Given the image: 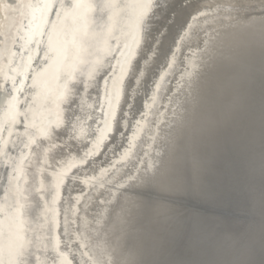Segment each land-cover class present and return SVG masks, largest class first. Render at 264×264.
<instances>
[{"label":"water","instance_id":"1","mask_svg":"<svg viewBox=\"0 0 264 264\" xmlns=\"http://www.w3.org/2000/svg\"><path fill=\"white\" fill-rule=\"evenodd\" d=\"M176 1L170 0L164 8L168 9ZM124 11L118 8L117 14L114 9L100 10V7L89 5L88 12H83L77 19L78 25L74 26L78 40L71 50L73 61L68 76L61 75L67 61L63 56L56 58L52 69L51 77H61L62 85L45 110L47 118L42 135H51L53 131H60L62 135L57 144L45 145L44 163L49 161V157L57 148H61L62 152L57 156L58 159H55L56 163L52 164L51 172L42 177L38 175L37 186H48L46 205L54 215H57L62 191L66 190L67 186H79L83 195L91 186H104V180L110 176V186H116L118 193L110 192L106 203H112L117 195L119 197L127 186L122 185V179L126 178V173H130L129 170H134H125L121 164L133 157L141 138H144L145 142V146L142 149L140 147L141 159L148 161L157 157L155 130L147 129V117L153 106V99L164 84L172 88L171 96L181 90L185 72L179 70V67L173 70L178 50L169 49V53L164 57L160 51L164 30L168 32L169 27L171 29L169 20L158 34L160 43L156 44V38L154 39L146 62L141 64L142 72L136 77L135 83L133 82L131 96L128 97L129 76L135 68L139 53V46L135 41L140 39V28L135 16V23L131 25L133 28L127 35L130 18ZM167 11L162 13L167 15ZM117 30V61L109 66L110 70L107 69L105 79L97 85V95L103 91L104 97L99 109L92 111L91 103L85 101L89 100L93 81L101 72L98 71L102 67V54L107 53L110 40L115 38ZM54 33L52 30L50 35ZM51 36L46 40L49 38L50 41ZM48 44L51 46V42ZM129 59L131 64L128 63ZM158 60L160 61L156 65ZM220 63L218 69L221 72L233 74L238 78L241 86L238 98L234 93H230L220 99H212V104L207 107L205 105L206 111H200L197 107L188 119H185L184 104L181 101L177 103L180 106L177 118L179 117L178 122L181 124L178 137L180 159L186 169L184 180L190 185V173H194L199 175L200 181L192 190L189 187V190H175L169 193L184 198L174 204L181 213L175 222L178 225L176 230L161 229V236H157L156 228L151 224L152 229L147 233L152 248L151 260L154 261L165 252L158 264H264V215L261 220L254 215L264 213V177L258 175V168H262L264 164V133L260 119L254 121L247 117V112L252 113L253 107L262 104L264 55L257 53L235 62ZM173 77L175 87L174 83L170 82ZM77 87L78 91L73 96ZM0 89L1 103L8 91ZM72 99L70 106L68 102ZM171 100L170 96H166L163 104H168ZM127 101L128 104L124 105ZM217 117L222 118L218 126L214 123ZM114 128L115 131L118 128V133L114 141L104 147L105 150L101 153L102 163L91 164L86 170L77 168L83 165L86 158L101 152L102 143L108 139L104 138V134L112 135ZM136 166L143 167L141 163ZM209 186H212L211 193L230 189V195L233 196V202H228L227 207H222L221 217L227 219L232 210L237 214L241 210L243 213L239 215H245L232 220L230 232L220 236H209L200 229L201 220L198 213L203 207V201L208 202V195L204 196L202 192ZM11 192L8 189L6 197L4 196L6 201L0 207L1 217L6 209L12 206ZM82 195L71 199V217L68 215L69 211L66 210L65 216L63 211H60V228H53L46 242L42 243L47 251L35 264H81L82 259H88L89 256L97 258L92 250L93 241H90L94 222L85 214L88 208L82 200ZM255 198L257 202H254ZM251 206L254 214L249 211ZM203 209L206 210L204 207ZM101 210L104 215L106 210ZM6 213L5 219H0V264H20L27 245L29 220L25 212L17 207ZM128 219L129 228L135 230L130 234L131 243L134 244L136 239L142 240L141 232L147 224L146 217L133 215ZM71 228L75 241V244L72 242V247L75 248L77 243L78 251L72 252L69 249L66 252L61 250L65 244L61 242L58 233L62 236L70 234ZM82 253L86 255L82 257Z\"/></svg>","mask_w":264,"mask_h":264},{"label":"bare ground","instance_id":"2","mask_svg":"<svg viewBox=\"0 0 264 264\" xmlns=\"http://www.w3.org/2000/svg\"><path fill=\"white\" fill-rule=\"evenodd\" d=\"M169 1L157 0V6L154 5L151 9H147L143 20L140 18L145 13L144 8L124 9V12L130 18L127 35L129 30H132L133 27L131 25L133 26L135 16H137L141 40L135 68L132 71L133 73L130 71V74L129 72L130 82L127 86V92L130 91L128 95L130 97L132 84L133 82L135 83L138 74L142 72L143 66L141 67V64L146 62L154 39L173 17V13H177L176 21H179L192 8H195L197 3L204 5V7L200 8V11L211 14L207 17L209 23H205L204 17L197 16L196 21L190 19L189 23L192 24V27L188 28L185 25L187 35L183 40L176 33L175 23H170L171 29L169 27L168 32L164 30L162 50H160L162 51V56H166L169 53V49H177L178 54L174 59L173 70L179 67V70L185 72V76L182 79L181 90L179 92L176 91L173 96L170 95L172 88L168 85L164 84L159 89L158 95L156 94L153 99V106L147 117V129L155 130L156 151L163 155V149L167 147L170 152L180 158L178 137L181 124L178 122L179 117L177 118L180 107L177 103L181 101L185 106L186 98H188L189 93L193 91L197 83L199 84L200 98L196 108L199 107L200 111H206V107L212 104L210 102L212 99H220L230 93H234L238 98V94L241 92L238 78L233 74L221 72L218 66L221 64L220 62H235L257 53L264 55V44H262L259 28L260 0H229L232 4V9H228V3H224L222 8L217 9L218 0H177L168 9H165L164 7L167 6ZM124 2H134V0H122L121 3ZM141 2L146 3L147 0H141ZM5 3L30 4L31 7H20L16 10H11L3 7ZM101 3L102 0H0V88L8 91L0 103V207L5 203L6 199L4 196L6 197V192L10 189L12 191V206L8 207L6 212L12 211L14 207H17L19 210H23L28 217V240L20 264H35L43 256L47 248L45 249V245L43 247L42 243L46 242L53 232V228H60V211H63L64 216L66 210L69 211L68 215L71 217L72 211L69 207L73 201L71 199L82 195L79 186H67L66 190L62 191L57 215H54L50 211L49 206L46 205L48 186H37V177L38 175L42 177L47 172H51L52 164L56 163L55 159H58L57 156L62 152L61 148H57L55 153L49 157V161L44 163L43 150L45 145L57 144L60 142L62 135L60 131H53L51 135H42L47 118L45 110L48 109L51 99L61 89L62 85L61 77H51L56 58L61 56L66 58L67 61L64 64L61 75L68 76L73 61V51L71 50L78 40L74 27L78 25L77 19L83 12H88L89 5L96 8L100 7ZM61 4L65 6L62 8ZM71 4L79 6L68 8ZM208 4H211L210 8L206 7ZM111 9L116 10L118 14V8ZM164 10H168L166 12L167 15L162 13ZM225 10H230L233 16L236 15L237 11L252 13L254 23L249 25L250 32L242 37L234 33L225 32L224 29L227 28L230 22L225 17ZM125 13L124 15H126ZM192 14L196 15V13ZM212 16H215L216 20H213ZM217 21H223V24ZM52 30L55 33L51 36ZM183 32L184 30H181V34ZM197 32H199L201 37L207 32L211 38L208 53L216 61L211 72L205 68L206 56L200 53L197 48L195 39V33ZM117 34L118 30L114 34L115 38L112 41L110 40L106 50L107 53L102 54V63H100L102 67L98 71L101 72L97 75L96 80L93 81V89L89 100L85 101L91 103L93 106L92 111L99 109L101 99L104 97L103 91L100 92L99 96L97 95V85L105 79L108 72L107 69L110 70L109 66L117 61ZM50 36L52 37L50 41L49 38L46 40ZM174 39L179 43H174ZM47 41L51 42V46ZM199 47L204 48L202 40ZM193 52L196 53L195 56L192 55ZM159 61H156V65H158ZM146 64L145 66L147 67ZM173 78L170 82L174 83L175 87V77ZM77 91L78 87L73 96L76 95ZM166 96H170L172 100L168 104H163ZM238 100L240 101V99ZM72 101L73 99L68 102L70 106ZM125 104L127 105L128 101ZM166 106L168 107L166 108ZM195 109L191 114H194ZM247 117L249 120L253 119L254 121L260 119L262 123V104L253 107L252 113L247 112ZM98 118L99 116L97 115L96 119ZM33 120L36 121L33 122ZM115 128L112 135L104 134V138L108 139L102 143L101 152L90 156L88 159L86 158L83 165L77 168L86 170L91 164L102 163L101 153L105 150L104 147L114 141L118 133V128L116 131ZM143 146H145V142L144 138H141L133 157L130 160L126 159L121 164L125 170H127L126 168H134L140 163L139 161L142 158L140 147L142 149ZM263 167L258 168L259 177H264ZM116 168H118V165ZM109 178L110 176L104 180V186H91L81 196L86 208H88L85 214L90 221L94 222L90 234V241H93L92 250L97 258L103 259H107L109 255H112L114 259L116 257L115 253H111L107 247L103 246V242L108 239L107 233L111 231L112 220L110 213H112L113 207L117 205L116 198L118 197L117 195L112 203H106L110 198V192H113V194L114 192L118 193L116 186H110ZM256 183L257 181H255ZM211 187H207L202 192L204 196L208 195V202H205L206 200L203 201L205 211L203 207L199 210L198 216L201 220H199V224L200 229L204 230L205 234L220 236L230 232L232 220L239 216L245 217V215H239L243 213L241 210L238 211V214L232 210L227 219L221 217L220 215L223 213L222 207H227L226 203L228 202L232 203L233 196L230 195V189H220L221 191H218V193H211ZM124 190H127V186ZM169 198H171L170 200L173 204L184 199L182 196L168 193ZM254 202H257L256 198ZM102 208L104 211L106 210L104 215L101 214ZM252 209L253 207L251 206L249 211L254 214ZM6 212L2 216L4 219L5 215H7ZM254 215L258 220H261L264 213H258L259 216ZM2 217L0 216V219ZM146 223L144 231L141 232L142 240L136 239V242L132 244L131 239H129L130 246L121 250V259L130 261L131 264H139L142 259L149 260L152 264L160 263L165 252L153 261L150 255L151 246L145 247L141 244V241L150 243L147 233H149V229H152V226L147 218ZM72 233V228L70 234L67 233L62 236L58 233L61 242L65 244L61 250L66 252L69 249L72 252L78 251L77 243L75 248L72 247V242L75 244ZM98 242L101 244L100 247H97ZM68 244L69 247H67Z\"/></svg>","mask_w":264,"mask_h":264},{"label":"snow or ice","instance_id":"3","mask_svg":"<svg viewBox=\"0 0 264 264\" xmlns=\"http://www.w3.org/2000/svg\"><path fill=\"white\" fill-rule=\"evenodd\" d=\"M224 3H228V9H232V4L229 0H218L217 9L222 8ZM260 3L259 28L262 44H264V0H260ZM154 5L157 6V0H147L146 3L141 2V0L124 3H121L120 0H102L100 7L102 9H129L141 7L145 9V13L142 14L140 18L143 20L144 15L147 13V9H151ZM64 6V4H61L62 8ZM78 6L79 5L71 4L68 8ZM3 7L5 9L16 10L20 7H31V5L5 3ZM201 7H204V5L197 3V6L192 8L191 11H189L187 15H184L179 21H176L177 13H173V17L170 19L169 23L176 24V33L180 35L181 40L187 35L185 25H187L188 28L192 27V24L189 23L190 19L196 21L197 16L204 17L205 23H209L207 17L211 14L200 11ZM206 7L210 8L211 4L206 5ZM192 13H196V15ZM231 13L230 10H225V17L227 21H230L227 28L224 29L225 32L229 34L234 33L239 37L249 33V25L254 23L253 14L247 11L243 13L237 11L236 15L233 16ZM211 18L216 20L215 16ZM217 22L223 24V21ZM181 30H184L183 34H181ZM161 35H163V33H161ZM195 39L199 52L206 56L205 68L207 71L211 72L216 63L213 56L208 53V49L211 45V38L207 32L204 33L203 37L197 32L195 33ZM201 40L203 41L204 48L199 47ZM135 43L137 46H140L141 40L137 38ZM159 43L160 36H157L156 44ZM174 43L178 44L179 42L174 39ZM153 49H156L155 45ZM133 55H135V53H133ZM173 55H175V53H173ZM192 55L195 56L196 53L193 52ZM128 63L131 64V59L128 60ZM262 84H264V72H262ZM199 98L200 89L197 83L185 100V119L190 117L199 102ZM221 120V117H217L214 121L215 125L218 126ZM262 133H264V93H262ZM140 163L143 167L135 166L134 170H130L126 178L122 179V185H127V190H123L120 196L116 198L117 205L113 207V211L110 213L112 220L111 231L107 233L108 239L103 242V246L107 247L111 253L116 254L115 259L112 255H109L107 259L89 256L88 259H82L81 264H131L130 261L121 259V250L130 246V234L135 231L129 228L128 218L130 216H145L147 220L155 226L157 236H161L159 234L161 229L167 231L176 230L178 228L175 222L181 213L176 209L173 202L168 199V193L175 190H189V187L191 190L194 189L200 181L199 175L190 173L191 184H186L184 180V173L186 170L184 162L176 154L170 152L167 147L163 149V155L157 153L155 159L148 161L141 159ZM262 201H264V197H262ZM141 244L145 247L150 246L144 241H141ZM100 246L101 244L98 242L97 247ZM132 246L136 247L135 245ZM84 255H86V253L81 254L82 257ZM139 264H152V262L142 259ZM237 264H239V262H237Z\"/></svg>","mask_w":264,"mask_h":264},{"label":"rangeland","instance_id":"4","mask_svg":"<svg viewBox=\"0 0 264 264\" xmlns=\"http://www.w3.org/2000/svg\"><path fill=\"white\" fill-rule=\"evenodd\" d=\"M0 21H1V16H0Z\"/></svg>","mask_w":264,"mask_h":264}]
</instances>
